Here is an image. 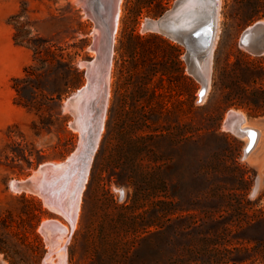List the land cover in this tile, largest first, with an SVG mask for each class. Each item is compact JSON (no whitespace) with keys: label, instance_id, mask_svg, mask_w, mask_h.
<instances>
[{"label":"rangeland","instance_id":"rangeland-1","mask_svg":"<svg viewBox=\"0 0 264 264\" xmlns=\"http://www.w3.org/2000/svg\"><path fill=\"white\" fill-rule=\"evenodd\" d=\"M175 1L121 0L103 128L68 231L66 264H144L150 253L141 244V185L151 181L157 198L166 195L175 208L169 225L159 207L160 262L187 256L184 243L226 226L219 240L234 248L229 256L242 258L247 247V263L264 264V52L238 45L239 29L264 20V0H256L250 21L239 16L238 0H219L201 101L185 47L140 30ZM92 23L72 0H0V254L9 264H42L48 249L39 222L66 221L36 195L12 192L7 180L65 160L78 145L74 116L62 107L86 81L79 61L89 59ZM228 110L260 131L246 156L245 139L222 126ZM187 214L194 226L185 233Z\"/></svg>","mask_w":264,"mask_h":264},{"label":"water","instance_id":"water-1","mask_svg":"<svg viewBox=\"0 0 264 264\" xmlns=\"http://www.w3.org/2000/svg\"><path fill=\"white\" fill-rule=\"evenodd\" d=\"M206 5L209 6L210 12L205 17H200V15H195L189 17L193 9L186 8L185 0H176L173 6L164 12L161 16L155 18H146L140 30H149L154 32H159L164 34L173 40L181 43L185 47L183 53V58L186 63V70L192 74L199 82L200 88L198 90L197 101H201L205 95L208 87L211 63V45L214 38V33L217 27V15H218V0H199V5L197 6L198 10H203ZM81 8L88 13V17L92 20V35L91 39L87 44V50H94L96 56H89V59L83 60L82 65L85 66L84 74L86 77L85 84L78 88L77 91L69 95L65 100L68 106L73 105L74 103L84 102L87 98L86 95L89 94V91L92 88V76L91 71L92 67L95 66V69L98 71V82L99 86L104 88L102 93V98L104 100L106 88H105V77L106 73L103 76V72L107 71L109 66V61L111 59V49H112V35L114 29V13L104 18V21L101 22L100 19L92 13L89 12V5L87 3H81ZM113 12V11H112ZM175 14L178 15L179 20L182 18L184 20V27L178 34H172L171 30L168 32L164 29L165 22L172 18ZM200 14V13H199ZM187 18V19H186ZM183 23V22H182ZM239 45L252 54H261L264 52V20L259 19L253 22L249 27L245 28L244 32L241 33L239 38ZM101 84V85H100ZM100 97V95H99ZM100 100V98H99ZM103 102L101 101V104ZM64 106V104H63ZM70 112L73 113V109H70ZM74 116V115H73ZM243 118L237 110H228L226 112L222 126L229 130L236 136L247 137L248 141L243 147V155L246 156L254 147L258 132L256 129L252 128L247 124H243ZM72 126H75V121L71 123ZM100 126V122L97 125V128ZM85 131L80 129L79 139L84 137ZM97 133V129L95 131ZM91 145L84 149V152L80 149V146H76L75 150L66 157V165L75 166L74 161H77V158L81 157V154L91 155L92 153ZM49 164L48 162L42 163L37 167L36 170L42 171V175L38 176L37 179L34 178V174H29L26 178H10L7 180V187L12 191H21V192H36L41 196H45L47 193H52L54 202L56 198L58 199V190H51V181H49ZM71 169H75L72 168ZM71 170H68L67 178L72 176ZM85 178L84 173L79 175L80 185L82 184ZM121 195L123 194L122 189H118ZM57 206V204L55 203ZM61 226L53 220V218H48L46 220H41L38 224V229L41 235L48 239L49 236L55 235V231H59ZM48 251V250H47ZM46 251V253H47ZM45 253V255H46ZM6 260L0 254V264H7ZM42 264H45L42 262Z\"/></svg>","mask_w":264,"mask_h":264},{"label":"bare ground","instance_id":"bare-ground-1","mask_svg":"<svg viewBox=\"0 0 264 264\" xmlns=\"http://www.w3.org/2000/svg\"><path fill=\"white\" fill-rule=\"evenodd\" d=\"M72 1L76 5L80 6V8H81V3L83 2L87 3L89 5V12L92 13V15L98 17L101 22L104 21V18L114 13L112 14L114 15V18H115L113 35H112V43H113L114 34L117 30L118 23H119L118 17L122 9L121 0H72ZM206 1L208 2L209 0H205V2ZM185 5H186V8L189 7V9H193L189 15L190 18L195 15H200V17H204V16L206 17L210 12V8L208 5H206V7H204L203 10L200 9L197 11L196 8L199 5V0H185ZM81 10L84 16L88 17V13L85 12L83 8H81ZM183 27H184V20H182V18L179 20L177 14H175L172 18L166 21L164 25V29L168 32L171 30L172 34H178V32H180V29L182 30ZM215 36H216V30H215L214 38H213L212 45H211V50H210L211 53H212L214 42H215ZM88 52L90 56H96V52L94 50H90ZM111 53H112V49H111ZM81 63H83V61H79V64L80 66H84ZM210 63H211V60H210ZM110 66H111V59L109 61V66L107 68V71L103 72V76L106 73V77H105L106 93H105L104 100L102 98V93L104 92V88L102 86L100 87L99 82H98L99 69L97 68L95 69V66L92 67V71H91L92 88L89 91V94L86 95L85 97L87 98L85 100L87 103H84V102L77 103L76 102L73 105L68 106L66 104V100H64V106L62 107L63 110L70 112V109H73L72 115H74V121L76 124L73 127L79 132V134H80V129H83L85 131L83 139L82 138L78 139V143H77L78 144L77 146L78 147L80 146V149L83 152H84V149L88 148L91 145V143H93L92 152L94 151L96 144L98 142L100 132L103 128L105 107L107 104L108 93L110 90L109 89ZM101 101L103 102L102 104H101ZM238 112L243 118V122H244L243 124H247L251 126L252 128L257 130L258 134H260L259 129L256 128L255 125H250V121H248V118L244 116L242 112L240 111ZM99 122H100V126L97 128V125L99 124ZM96 129H97V133H95ZM243 138L246 139V141L248 140L247 137H243ZM91 155L89 154L86 157L84 154H81V157L77 158V161H74L75 166L74 164L73 165L71 164L70 166L66 165L65 163L66 160L46 161L49 164H51L49 165V172H50L49 181H51V184H52L51 190L59 189L58 191L59 196H58V199L56 198L55 202H54L52 193H47L45 196H41L34 191L26 192L27 194H34L37 197H39L45 206H47L52 211L58 214H61L66 220V221L64 220L62 221L56 218L53 219L56 222H58V224L61 226L60 230L55 231L56 234L53 236H49L48 239H45V237L42 235L46 243L45 246L48 249L45 257L43 258V262L45 264H66L65 263L66 262L65 243L68 240V233L73 228V226L76 224V217H77V212H78V201L80 198L81 189L85 181V178H84L82 184L80 185L79 184L80 181L78 182L79 175L84 173V175L86 176ZM72 166L75 169H71ZM69 169L71 170L70 172L72 173V176L70 178H67ZM41 172L42 171H39V170H33L32 173L35 176L34 178L37 179L38 176L42 175ZM20 192L21 191H16L15 193H20ZM55 203L57 204V206L55 205ZM57 217H59V215ZM46 219L48 218H42L43 221ZM7 264L9 263L7 262Z\"/></svg>","mask_w":264,"mask_h":264},{"label":"trees","instance_id":"trees-1","mask_svg":"<svg viewBox=\"0 0 264 264\" xmlns=\"http://www.w3.org/2000/svg\"><path fill=\"white\" fill-rule=\"evenodd\" d=\"M14 18V16L11 17V19ZM13 36H15V34H13ZM216 167H218V164H216ZM148 184L149 186L141 185V244L144 246V249H147L150 253L143 261L144 264H239L248 262L250 256L247 254V247L244 248V254L246 253V255L242 258H236L229 256V253L232 252L234 248L227 246L224 240L220 242V236L230 231L226 226H222L218 232L214 233V237L202 236V238L198 239V244L189 242L184 243L185 251L188 253L187 256H170L167 258L166 262H160L158 256L155 255L157 237L162 232V223L159 220V207L161 206L165 215L168 216L167 220L171 222L169 225H172L174 221L172 215L175 212V208L173 206V201L171 199H166V195L164 198H157L158 195L154 191L156 186L155 181L148 182ZM176 218H178V216ZM184 218L190 219L189 224L183 227L185 233H188L194 226V215L187 214ZM215 221L216 219H211L210 223H214ZM237 249L238 248L235 247V250ZM0 251L4 252L1 246ZM223 253H228V256H225Z\"/></svg>","mask_w":264,"mask_h":264},{"label":"flooded vegetation","instance_id":"flooded-vegetation-1","mask_svg":"<svg viewBox=\"0 0 264 264\" xmlns=\"http://www.w3.org/2000/svg\"><path fill=\"white\" fill-rule=\"evenodd\" d=\"M161 4L167 5L165 2H161ZM257 8H258V3H257L256 0H238V8H237V10H238L239 16L241 18H245L247 21H250V18L253 19V17L257 14V12H258ZM159 10L160 11L158 12L157 16H161L165 12V10L162 7H160ZM244 30L245 29L241 28V29H239L238 32H244ZM239 38H240V36H239ZM238 45H239V40H238ZM250 125H252V124H250ZM247 141L245 139V143ZM260 242H262V239H260Z\"/></svg>","mask_w":264,"mask_h":264}]
</instances>
